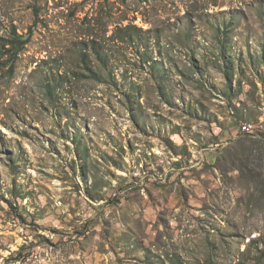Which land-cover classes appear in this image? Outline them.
<instances>
[{
	"label": "rangeland",
	"instance_id": "374dc122",
	"mask_svg": "<svg viewBox=\"0 0 264 264\" xmlns=\"http://www.w3.org/2000/svg\"><path fill=\"white\" fill-rule=\"evenodd\" d=\"M263 130L264 0H0V264H264Z\"/></svg>",
	"mask_w": 264,
	"mask_h": 264
},
{
	"label": "bare ground",
	"instance_id": "6f19581e",
	"mask_svg": "<svg viewBox=\"0 0 264 264\" xmlns=\"http://www.w3.org/2000/svg\"><path fill=\"white\" fill-rule=\"evenodd\" d=\"M258 126H260L261 128H258ZM241 128L245 129L246 132H253L256 128H258L257 131H259L260 129L263 128V126L262 125L244 124Z\"/></svg>",
	"mask_w": 264,
	"mask_h": 264
},
{
	"label": "built area",
	"instance_id": "2783aa9c",
	"mask_svg": "<svg viewBox=\"0 0 264 264\" xmlns=\"http://www.w3.org/2000/svg\"><path fill=\"white\" fill-rule=\"evenodd\" d=\"M258 128H261V127L258 126ZM258 128H256L253 132H246L245 129H242V131H243L244 133H247V134H252V133H256Z\"/></svg>",
	"mask_w": 264,
	"mask_h": 264
},
{
	"label": "trees",
	"instance_id": "16d2710c",
	"mask_svg": "<svg viewBox=\"0 0 264 264\" xmlns=\"http://www.w3.org/2000/svg\"><path fill=\"white\" fill-rule=\"evenodd\" d=\"M25 44V43H24ZM10 46H11V48L10 49H13L14 47H16V45H14V44H9ZM20 46L22 47L23 45L22 44H20ZM10 50H8V52H9Z\"/></svg>",
	"mask_w": 264,
	"mask_h": 264
}]
</instances>
